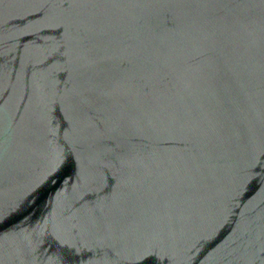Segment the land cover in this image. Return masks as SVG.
<instances>
[{
    "label": "water",
    "instance_id": "1",
    "mask_svg": "<svg viewBox=\"0 0 264 264\" xmlns=\"http://www.w3.org/2000/svg\"><path fill=\"white\" fill-rule=\"evenodd\" d=\"M0 264H264V0H0Z\"/></svg>",
    "mask_w": 264,
    "mask_h": 264
}]
</instances>
